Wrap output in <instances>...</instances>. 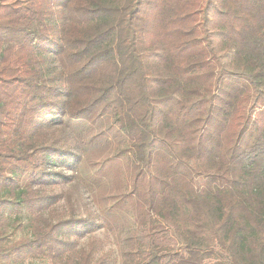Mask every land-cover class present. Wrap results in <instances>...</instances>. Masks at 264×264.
<instances>
[{
    "label": "trees",
    "instance_id": "16d2710c",
    "mask_svg": "<svg viewBox=\"0 0 264 264\" xmlns=\"http://www.w3.org/2000/svg\"><path fill=\"white\" fill-rule=\"evenodd\" d=\"M98 220L119 264H264V0H0V264H116Z\"/></svg>",
    "mask_w": 264,
    "mask_h": 264
},
{
    "label": "rangeland",
    "instance_id": "374dc122",
    "mask_svg": "<svg viewBox=\"0 0 264 264\" xmlns=\"http://www.w3.org/2000/svg\"><path fill=\"white\" fill-rule=\"evenodd\" d=\"M112 121L113 119L111 114L104 116L97 125V132H103V134L109 139V142H105V145L109 144V146L113 150L116 143L120 141H121L120 142L121 146H123V137H119L115 135L114 126L109 127L110 125L109 122L113 123ZM100 145L102 144L98 143V141L97 142L93 141L91 145L87 147L88 148L87 151H93L96 147ZM68 172L71 173L70 171ZM100 176L102 177L105 183H108V177L104 175V173H101ZM55 191L60 194L59 199L56 203L60 209H62L66 203V193L71 192L76 202L77 215H85L89 208L93 210H97V203L93 200L91 192L86 187L74 183V180L72 179L67 182H63L60 179L59 183L55 187ZM131 216L132 215L129 214L130 218ZM98 221H99V226H97L92 232H88L86 235L81 237L79 239L78 245H83L87 241L90 234L99 236L104 240L103 251L113 250L115 257L117 258L116 264H119L120 255H119V247L116 241L115 232L113 231L112 226L109 227L108 225L103 223L102 220H98ZM6 228H7V234L10 239H17L22 236H27L30 230L28 226V217L25 210L21 212H15V211L11 212V215L7 220ZM159 236L161 239H163L162 238L163 236L165 237L164 242L166 243L170 242V244H173L174 243L173 227H170V229L168 230V234L159 233ZM143 239H139V241L140 240L146 241L145 238ZM143 247H144V243L143 244L140 243L138 246V250L139 251L142 250ZM222 252H223L222 248L219 245H217L214 252H211L207 255L206 261L208 263H214L215 261L218 260V255ZM181 254L183 256L187 255L185 250H181ZM44 263L45 262L43 260L38 258H28L25 261L21 262L20 264H44ZM5 264H13V263L5 262Z\"/></svg>",
    "mask_w": 264,
    "mask_h": 264
}]
</instances>
